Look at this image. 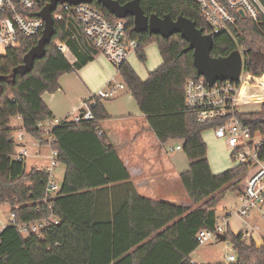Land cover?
<instances>
[{
  "label": "trees",
  "instance_id": "1",
  "mask_svg": "<svg viewBox=\"0 0 264 264\" xmlns=\"http://www.w3.org/2000/svg\"><path fill=\"white\" fill-rule=\"evenodd\" d=\"M116 1L126 4L133 0ZM140 3L148 17L171 15L176 19L182 15L205 34L212 33L195 0ZM91 6L117 20L96 2ZM65 16L66 22H55L45 56L36 59L28 72L16 70L40 36L23 39L21 47L0 57V204L11 205L18 223L52 216L59 220L41 238L24 236L13 226L4 229L0 233V264H193L191 255L200 247L197 234L215 226L217 207L228 193H244L249 167L237 164L221 174L212 171L204 134L215 125L200 123L186 107L185 84L199 78L193 52L184 53L188 42L179 34L169 39L149 32L138 34L129 17L128 36L139 43L138 59L146 63V47L156 44L163 63L146 81L128 62L119 68L123 83L160 143L183 142L190 166L181 181L192 205L184 207L151 201L138 194L116 149L103 133L99 135L100 122L110 119L104 102L97 101L91 107L93 121L75 125L64 120L52 133L40 128V124L54 119L43 95L56 93L62 76L100 55L82 37L75 18ZM75 32L80 36L78 40L72 37ZM58 42L70 47L77 58L74 64L58 50ZM239 48L245 50L244 71L251 75L252 82L264 77V19L239 17L231 34L214 36L212 56L227 57ZM19 117L22 129L41 146L53 139L52 148L58 152L60 165L65 166L61 189L53 197L49 198L46 191L50 175L36 168L28 170L26 161L15 158L18 142L11 123ZM240 118L264 136V103L260 112L241 113ZM111 199L112 209L104 204ZM106 213L108 219H101ZM228 243L237 256L236 262L228 264H264V245L244 241L240 234L233 233L228 235Z\"/></svg>",
  "mask_w": 264,
  "mask_h": 264
},
{
  "label": "built area",
  "instance_id": "2",
  "mask_svg": "<svg viewBox=\"0 0 264 264\" xmlns=\"http://www.w3.org/2000/svg\"><path fill=\"white\" fill-rule=\"evenodd\" d=\"M49 1L0 0V46L3 47L4 54L10 49L21 47L23 39L41 37L45 22L39 17V14ZM195 2L212 31L209 35L213 37L222 33L231 34L239 17L254 20L264 19V5L261 0H195ZM241 12L244 13V16ZM67 14L75 18L81 28L82 37L88 40L118 71L129 57L136 53L139 43L137 40L129 38V23L126 19L112 20L105 13L89 4L74 6L67 3L57 7L53 13V19L55 22H66L65 15ZM72 37L78 40L80 36L75 32ZM57 48L69 61L74 57L67 44L58 42ZM238 51L242 54L245 62V50L239 48ZM251 84V75L244 69L238 82H217L213 87H210L207 81L201 77L189 79L185 84L186 107L197 115V120L200 123H214L215 126L210 131L226 145L238 164L249 167L247 187L244 193L239 196V203L230 213L217 217L213 228L201 230L197 234L196 238L200 246L213 242L220 243L221 236H226V242H228V235L233 233L230 228L232 216H236L242 221V228L238 234L244 241H254L258 246L264 245V226L258 222H250L258 218L256 215L264 220V136L254 132L252 126L240 118L241 112L239 111L240 89L242 86ZM126 89L124 83L112 80L106 89L92 97L83 114L64 120L75 125L93 121L94 115L91 107L97 105V101L113 100L120 91ZM19 119L22 120L20 117ZM64 120L54 118L40 124V128L47 133H52ZM24 134L26 131L21 128L16 137V140L21 143L20 149L16 151L15 158L18 161H27L31 157L29 150L23 144ZM99 135H102V132H99ZM53 143V139L50 138L47 144L50 147L47 165L36 168L50 175L46 189L49 198L55 196L61 189V185H58L54 180L55 170L60 163L57 150L52 148ZM36 144L39 143L36 142ZM170 150L172 152L182 151L183 147L177 144ZM58 223L59 220L54 216L42 221L18 223L16 213L11 212L10 221L3 227L6 229L13 226L24 236L41 238L46 229ZM227 259L230 263L236 262L237 256L236 254L230 255Z\"/></svg>",
  "mask_w": 264,
  "mask_h": 264
},
{
  "label": "crops",
  "instance_id": "3",
  "mask_svg": "<svg viewBox=\"0 0 264 264\" xmlns=\"http://www.w3.org/2000/svg\"><path fill=\"white\" fill-rule=\"evenodd\" d=\"M134 55L136 53L132 54L127 62L138 76L146 81L150 73L155 70L143 77L132 65L131 60ZM76 61L77 58L74 55L70 63L74 64ZM117 78H120L123 83L118 69L100 54L81 69L62 76L59 80L60 89L56 93L44 94L43 101L54 118L70 119L83 114L92 97L106 89L109 83L112 80L116 81ZM104 107L110 119L100 122L102 133L108 143L116 149L118 157L129 171L131 182L138 194L151 201L191 207V201L181 181V175L189 170V160L185 153L181 154L183 150L173 152L170 150L173 143L176 146L179 143L183 145V142L169 140L167 143L161 144L157 136L150 130L147 117L140 111L128 89L120 91L115 99L105 101ZM17 120L21 122L22 128V120L19 118ZM216 140L218 139L216 138ZM224 146L226 147L225 144ZM35 147V153L29 157L31 159L28 158L29 162L33 163L31 168L45 167L50 147L39 144H36ZM57 168L64 180L65 166L59 165ZM218 172L219 170H215L214 173ZM106 202L104 204L110 205L112 209L113 199ZM115 202L116 205L119 204L118 197H115ZM108 217L109 215L106 213L101 219H108ZM4 224L0 223V233L4 229ZM195 252L191 257L195 255ZM193 264L195 263L193 262Z\"/></svg>",
  "mask_w": 264,
  "mask_h": 264
},
{
  "label": "water",
  "instance_id": "4",
  "mask_svg": "<svg viewBox=\"0 0 264 264\" xmlns=\"http://www.w3.org/2000/svg\"><path fill=\"white\" fill-rule=\"evenodd\" d=\"M94 2L106 8L117 19L133 18L134 31L138 34L149 32L150 35H160L165 39L179 34L189 44L184 53L193 52L198 77L204 78L210 87H213L217 82L239 81L245 65L240 51H234L227 57H213L214 37L212 35L205 34L204 30L199 29L195 22L182 15L176 19L171 15L148 17L141 7L140 0H133L126 4H121L116 0H50L39 14V17L45 22L43 33L37 44L25 56L24 64L16 70V73L28 72L34 66L36 59L45 56L46 47L54 34L53 13L60 4L67 3L77 6L80 4L92 5ZM241 13L244 16V13ZM226 240V236L220 237L221 242H226Z\"/></svg>",
  "mask_w": 264,
  "mask_h": 264
},
{
  "label": "rangeland",
  "instance_id": "5",
  "mask_svg": "<svg viewBox=\"0 0 264 264\" xmlns=\"http://www.w3.org/2000/svg\"><path fill=\"white\" fill-rule=\"evenodd\" d=\"M147 62L142 63L136 55L132 58V65L143 77L148 75L150 72L159 68L162 64V58L160 56L158 47L156 44H151L146 48ZM4 49L0 46V57L4 56ZM131 59V58H130ZM155 68V69H154ZM146 74V75H145ZM247 77V76H246ZM250 79V77H247ZM148 79V78H147ZM117 83H120V78L116 79ZM97 95V94H96ZM264 103V77L256 78L253 80L252 84L249 86H242L239 92V111L243 114L258 113L262 109V104ZM16 119L12 120L11 128L15 130L14 136L17 137L20 133L21 122ZM23 125V124H22ZM25 139L23 144L29 150L30 156L35 153L36 141L32 139L27 134H24ZM204 140L208 145V157L210 163L212 164V169L219 170L218 173L221 174L227 170H230L237 166V161L233 158L230 150L224 146L222 142L216 140L215 134L212 131H208L204 135ZM18 142L17 151L20 149V142ZM179 143V142H178ZM35 144V145H34ZM181 145V143H179ZM175 147V143H173ZM184 155V151L181 152ZM31 159V158H29ZM28 159V162H29ZM31 161V160H30ZM26 163L27 169H31L33 163ZM59 168L56 169L54 173V180L58 185L62 184L63 177L58 172ZM248 175V173H247ZM239 196L236 193H228L226 197L222 200L220 205L217 207L218 217H222L227 213H230L236 205L239 203ZM11 205L9 203L0 204V223L7 224L10 221L11 214ZM258 219L251 220L250 222H258L264 226V220L256 215ZM242 221L236 216L230 218V225L233 234H236L242 228ZM259 242V240H258ZM235 255L233 247L228 242L220 243H209L203 246H200L195 255L191 257L192 261L195 264H219L225 263L228 264V256Z\"/></svg>",
  "mask_w": 264,
  "mask_h": 264
}]
</instances>
